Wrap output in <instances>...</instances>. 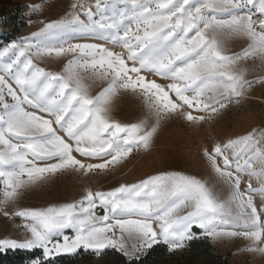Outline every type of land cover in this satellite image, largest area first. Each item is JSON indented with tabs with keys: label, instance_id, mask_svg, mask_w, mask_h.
<instances>
[{
	"label": "snow or ice",
	"instance_id": "snow-or-ice-1",
	"mask_svg": "<svg viewBox=\"0 0 264 264\" xmlns=\"http://www.w3.org/2000/svg\"><path fill=\"white\" fill-rule=\"evenodd\" d=\"M72 33L123 51L69 43ZM235 42L246 46L235 51ZM51 56L70 57L64 74L34 63ZM257 68L264 70V0H75L65 18L0 50V215L19 217L26 233L0 239V250L40 248L52 257L111 248L131 262L156 244L185 248L196 227L213 241H249L245 251L264 258V128L203 147L211 179L162 171L107 191L87 188L73 202L20 207L57 174L107 175L134 152L150 153L169 120L210 124L264 83ZM97 82L105 86L93 95ZM124 94L142 102L137 122L114 115Z\"/></svg>",
	"mask_w": 264,
	"mask_h": 264
},
{
	"label": "rangeland",
	"instance_id": "rangeland-1",
	"mask_svg": "<svg viewBox=\"0 0 264 264\" xmlns=\"http://www.w3.org/2000/svg\"><path fill=\"white\" fill-rule=\"evenodd\" d=\"M2 1V4L0 2V10L5 8L7 11H20L26 26L21 29L17 37L11 42L6 43L0 40V50L9 47L13 43H19L25 38H30L33 33L43 28L45 23L65 18L71 11V5L75 2V0ZM87 2L94 3V0H87ZM33 5L40 6V10L33 12L31 7ZM3 18V14L0 12V35L3 32L2 30L9 29L3 25ZM81 18H84L83 14H81ZM65 39L67 42L73 44L96 43L102 44L116 52L123 51L119 46H114L92 35L72 33L68 34ZM245 46L246 42H235L233 50L239 51ZM69 59L70 57L65 56H51L36 59L34 63L46 72L64 74ZM249 67H252L251 62H249ZM254 76L257 80H264V70L257 68ZM149 78L156 79L161 84L168 83L158 77L152 76ZM13 86L15 87V85ZM104 86L103 82H97L92 87V94L96 95ZM9 102H11L10 98ZM144 111L145 109L139 98L124 94L116 102L114 115L117 120L123 123H133L143 116ZM199 114L193 111V115ZM45 118L48 117L46 116ZM254 128H264V83H255L240 104L230 105L227 110L223 111L210 124L193 128L183 119H173L163 123L152 151L147 154L134 152L121 165L117 166L114 173L90 175V177H81L76 173L57 174L50 182L29 190L20 201V207L44 208L73 202L79 200L87 188H91L94 191H107L119 186L121 183H137L149 175H155L162 171H178L188 175H195L201 179H211L212 174L202 155V148L208 147L211 149L215 141L226 142L228 139H235L246 135ZM77 158L81 157L77 154ZM89 162L95 163L98 161ZM256 202L258 205L260 204L259 197ZM9 210L11 211V209ZM97 214L103 215V211L97 209ZM21 223L22 221L19 217L8 219L0 215V239L12 238L23 240L26 236L25 230L22 227H17ZM193 231L197 233V238L200 236L205 237L200 235L201 230L199 228L194 227ZM66 234L72 236L73 232L72 230H67ZM208 240L214 246L215 251L229 256L231 264H264V258L245 251V246L249 241L243 239L213 241L210 238ZM36 249L40 248L26 250L35 251ZM81 250L84 251V254L79 256L77 264H104L102 255L104 252L113 249H105L100 255L94 254L91 250L84 249H80L76 253L60 254L52 257H44L42 253L41 257L34 261L40 260V262H43L50 260L53 262L59 256L72 257ZM148 251L149 249L140 257L145 256ZM88 252L92 253L93 257L86 256Z\"/></svg>",
	"mask_w": 264,
	"mask_h": 264
},
{
	"label": "trees",
	"instance_id": "trees-1",
	"mask_svg": "<svg viewBox=\"0 0 264 264\" xmlns=\"http://www.w3.org/2000/svg\"><path fill=\"white\" fill-rule=\"evenodd\" d=\"M0 2L3 3L2 0ZM0 12L4 17L3 25L9 28L8 30H2L0 40L9 43L17 37L26 24L18 10L14 12L7 11L4 8ZM42 253V249H36L35 251L26 249L0 251V264H31L32 261L39 259ZM81 254H84L83 250L72 257L59 256L53 262L45 260L41 264H77L76 262ZM86 254V256L93 257L90 252ZM102 258L104 264H231L229 256L215 251L208 238L201 236L190 241L185 248L176 251H169L168 246L164 243L156 244L149 249L145 256L131 262L115 249L104 252Z\"/></svg>",
	"mask_w": 264,
	"mask_h": 264
}]
</instances>
